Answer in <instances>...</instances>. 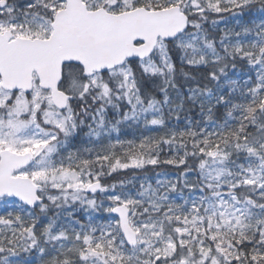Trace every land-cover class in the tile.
Here are the masks:
<instances>
[{"label": "snow or ice", "instance_id": "snow-or-ice-1", "mask_svg": "<svg viewBox=\"0 0 264 264\" xmlns=\"http://www.w3.org/2000/svg\"><path fill=\"white\" fill-rule=\"evenodd\" d=\"M0 264H264V0H0Z\"/></svg>", "mask_w": 264, "mask_h": 264}, {"label": "rangeland", "instance_id": "rangeland-1", "mask_svg": "<svg viewBox=\"0 0 264 264\" xmlns=\"http://www.w3.org/2000/svg\"><path fill=\"white\" fill-rule=\"evenodd\" d=\"M127 135H129V137L131 136V133H127Z\"/></svg>", "mask_w": 264, "mask_h": 264}]
</instances>
